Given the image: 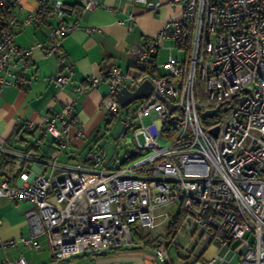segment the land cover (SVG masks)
Wrapping results in <instances>:
<instances>
[{
  "label": "built area",
  "instance_id": "2783aa9c",
  "mask_svg": "<svg viewBox=\"0 0 264 264\" xmlns=\"http://www.w3.org/2000/svg\"><path fill=\"white\" fill-rule=\"evenodd\" d=\"M21 1L0 0V81L25 89L35 49L58 62L60 72L53 81L58 87L73 84L76 96L27 127L50 135L60 151L70 155L68 133L77 121L80 94L107 82L101 106L114 118L122 108L119 90L133 93L145 81L152 88L119 136L123 139L133 129L137 152L131 162L107 170L103 154L88 151L87 169L65 168L44 176L24 170L19 161L13 172L0 175V199L32 205L25 215L30 235L0 239V249L22 245L39 251L44 238L53 259L63 264L85 254L128 248L134 230L178 221L175 235L155 247L158 261L172 264L169 250L178 245L185 256L182 264H229L236 252L238 264H264V0H166L179 5L181 15L129 51L140 70L131 74L113 67L88 76L87 85L73 81L62 50L65 37L80 28L77 21H64L70 8L57 0H37L36 11L18 22L15 11ZM128 1L150 11L162 6L160 0ZM99 4L78 0L80 15ZM46 14L58 20L46 40L28 47L16 44V32ZM129 21L134 24L131 16ZM84 31L91 35L96 28ZM166 41L184 57L169 55L158 66V51ZM75 136H82L80 129ZM171 205L177 210L163 211ZM210 245L227 252L207 258ZM0 264L27 261L19 255Z\"/></svg>",
  "mask_w": 264,
  "mask_h": 264
},
{
  "label": "crops",
  "instance_id": "0c3cea01",
  "mask_svg": "<svg viewBox=\"0 0 264 264\" xmlns=\"http://www.w3.org/2000/svg\"><path fill=\"white\" fill-rule=\"evenodd\" d=\"M29 1L31 5L27 6L26 2ZM57 1L71 8V13L64 17V21H77L80 25L78 30L65 37L62 50L71 63L73 81L85 85L88 76L99 75L113 67L134 74L136 60L129 51L142 47L146 40L156 36L167 20L177 19L181 15V7L169 5L166 0H160L162 6L157 11H150L143 4L128 0H100L93 12L84 15H80L78 0ZM37 6V0H22L20 8L15 11L17 21L22 22L27 14L36 11ZM130 16L134 20L133 25L130 24ZM57 23L55 15H43L16 32L15 42L23 47L44 42ZM91 27L96 28V31L91 35L86 34L85 28ZM59 72L60 66L53 57H47L41 49H35L26 70L28 85L25 89L12 83L2 85L0 81V151L9 155L10 162L4 166L6 169L10 166L13 172L14 165L19 161L24 170L44 176L65 168L87 169L90 164L84 161L85 154L88 151L100 152L97 149V134L102 123L105 124L108 119L101 106L109 90L105 81L76 98L77 121L68 133L70 155L60 151L50 135L39 129H28L27 124L40 123L46 114L58 111L62 104L76 96L73 84L63 87L55 84L53 80ZM77 129L82 132L79 138L75 136ZM31 207L28 201L0 199L1 240L30 235L25 215ZM40 241L42 248L39 251L22 245L0 249V262L5 258L14 260L22 255L27 264H60L53 259L45 239L40 238ZM160 243L152 244L136 237L128 248L102 255L85 254L63 264H164L154 256V249Z\"/></svg>",
  "mask_w": 264,
  "mask_h": 264
},
{
  "label": "rangeland",
  "instance_id": "374dc122",
  "mask_svg": "<svg viewBox=\"0 0 264 264\" xmlns=\"http://www.w3.org/2000/svg\"><path fill=\"white\" fill-rule=\"evenodd\" d=\"M26 5H31V2H26ZM169 55L174 59L184 57V53L182 51L176 48L170 41H166L164 42L163 48H160L158 51L156 59L157 65H163L167 61ZM139 105V100L132 102L128 106L121 108L120 113L116 117H108L107 122L105 124L102 123V125L100 126V130L97 134V149L104 156L103 163L107 170H116L120 166H123L136 158L132 157L137 152L136 145L133 139V129H130L123 139H120L119 136L121 135L124 129L125 123L129 120H132L133 113L138 109ZM143 121L144 123H149V118L145 117ZM138 142L139 144L143 143L141 137L138 138ZM4 172L11 173L10 166L7 169L3 167L0 174L2 175ZM175 210H177V206L175 205L163 208L164 212L169 213L174 212ZM169 224V221H167L160 224L153 230H134L132 232V237L133 239H136V237H138L141 240H146L148 243L152 244H155L157 242H163L168 239L167 234ZM177 246L176 248H170V259L172 258L171 261L173 262V264H182V262L185 261V256H183V254L181 253V249ZM193 247L194 244L192 245V248ZM216 252H218L220 255H225L227 251L224 249H215V245H210L207 248L204 256L210 258ZM238 259L239 253L236 252L231 258L229 264H238Z\"/></svg>",
  "mask_w": 264,
  "mask_h": 264
},
{
  "label": "water",
  "instance_id": "95a60500",
  "mask_svg": "<svg viewBox=\"0 0 264 264\" xmlns=\"http://www.w3.org/2000/svg\"><path fill=\"white\" fill-rule=\"evenodd\" d=\"M151 88H152L151 84L147 81H145L143 84H141L139 86V88L133 93H130L126 89L122 88L117 93V98H118V101L120 103V106L122 108H124L134 101L147 98L151 92ZM159 99L161 101L167 103L164 98L159 97ZM168 106L171 110L173 109V106L171 104H168ZM214 112H215V110L210 111V112H206L204 114V116H207V117L212 116L214 114ZM102 254H104V253H100L99 255H102ZM229 257H230V254H228L227 258H229Z\"/></svg>",
  "mask_w": 264,
  "mask_h": 264
},
{
  "label": "trees",
  "instance_id": "16d2710c",
  "mask_svg": "<svg viewBox=\"0 0 264 264\" xmlns=\"http://www.w3.org/2000/svg\"><path fill=\"white\" fill-rule=\"evenodd\" d=\"M70 10H71V8H70ZM0 20H2L1 14H0ZM135 69L140 70V68L137 66V64L135 66ZM151 71H152V73H155L156 72L155 67H152ZM9 162H10L9 161V155H7L6 153L0 151V173H1L2 169H3V167L6 164H8ZM178 228H179V222L178 221H174L173 223H171L169 225L168 234H167L168 240L171 239L175 235V233H176Z\"/></svg>",
  "mask_w": 264,
  "mask_h": 264
}]
</instances>
